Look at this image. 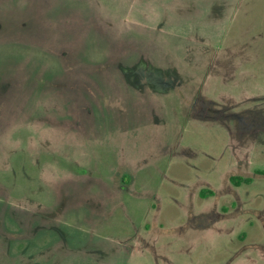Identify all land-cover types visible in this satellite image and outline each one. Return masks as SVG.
<instances>
[{
	"label": "rangeland",
	"instance_id": "1",
	"mask_svg": "<svg viewBox=\"0 0 264 264\" xmlns=\"http://www.w3.org/2000/svg\"><path fill=\"white\" fill-rule=\"evenodd\" d=\"M256 169L264 0H0V264H264Z\"/></svg>",
	"mask_w": 264,
	"mask_h": 264
},
{
	"label": "trees",
	"instance_id": "2",
	"mask_svg": "<svg viewBox=\"0 0 264 264\" xmlns=\"http://www.w3.org/2000/svg\"><path fill=\"white\" fill-rule=\"evenodd\" d=\"M255 173L258 174H264V169H256ZM230 180L235 184V185H240L242 182L244 183H250L252 181V178L249 176H239V175H231L230 176ZM208 195H212V191L211 190H202L200 191V196L201 197H206Z\"/></svg>",
	"mask_w": 264,
	"mask_h": 264
}]
</instances>
